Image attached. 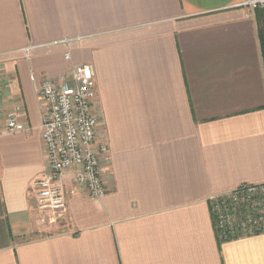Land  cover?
Wrapping results in <instances>:
<instances>
[{
  "label": "crops",
  "instance_id": "0c3cea01",
  "mask_svg": "<svg viewBox=\"0 0 264 264\" xmlns=\"http://www.w3.org/2000/svg\"><path fill=\"white\" fill-rule=\"evenodd\" d=\"M248 0H0V264H264V233L221 242L210 197L264 183V8ZM71 58H66V53ZM95 70L107 194L72 173L41 211L38 87ZM72 85L73 82H70Z\"/></svg>",
  "mask_w": 264,
  "mask_h": 264
},
{
  "label": "built area",
  "instance_id": "2783aa9c",
  "mask_svg": "<svg viewBox=\"0 0 264 264\" xmlns=\"http://www.w3.org/2000/svg\"><path fill=\"white\" fill-rule=\"evenodd\" d=\"M246 4L252 9L264 8V0H248ZM66 58H71L70 52ZM1 86L0 79V121H5L10 134L27 131L20 119L22 105L6 108ZM38 91L48 107L42 123L47 170L34 181L33 192L38 208L60 219L68 207V194L62 184L67 174L72 173L75 184L91 198L101 199L107 194L102 159L110 149L95 110L97 88L92 64L75 65L70 75L59 79L45 78ZM210 205L221 242L264 233V183H243L212 195Z\"/></svg>",
  "mask_w": 264,
  "mask_h": 264
},
{
  "label": "trees",
  "instance_id": "16d2710c",
  "mask_svg": "<svg viewBox=\"0 0 264 264\" xmlns=\"http://www.w3.org/2000/svg\"><path fill=\"white\" fill-rule=\"evenodd\" d=\"M259 33H260L262 47H263V51H264V26L262 24H260Z\"/></svg>",
  "mask_w": 264,
  "mask_h": 264
}]
</instances>
